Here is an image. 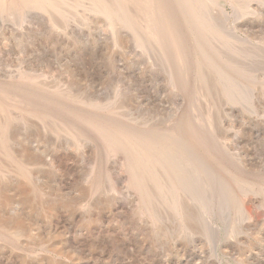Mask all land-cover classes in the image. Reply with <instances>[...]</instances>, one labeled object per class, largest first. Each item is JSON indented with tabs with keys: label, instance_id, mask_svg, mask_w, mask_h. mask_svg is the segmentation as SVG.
Returning <instances> with one entry per match:
<instances>
[{
	"label": "rangeland",
	"instance_id": "rangeland-1",
	"mask_svg": "<svg viewBox=\"0 0 264 264\" xmlns=\"http://www.w3.org/2000/svg\"><path fill=\"white\" fill-rule=\"evenodd\" d=\"M36 1L0 0V264H264V0Z\"/></svg>",
	"mask_w": 264,
	"mask_h": 264
},
{
	"label": "bare ground",
	"instance_id": "bare-ground-1",
	"mask_svg": "<svg viewBox=\"0 0 264 264\" xmlns=\"http://www.w3.org/2000/svg\"><path fill=\"white\" fill-rule=\"evenodd\" d=\"M37 1H38V0H37ZM37 1H36V2H37ZM43 1H44V0H43ZM38 2H39V1H38ZM40 3H41V2H40ZM97 3H98V2H97ZM2 113H3V112H2ZM1 115H2V114H1ZM5 120H6V119H5ZM4 125H5V124H4ZM7 145H8V144H7ZM1 148H2V147H1ZM0 165H1V164H0Z\"/></svg>",
	"mask_w": 264,
	"mask_h": 264
}]
</instances>
